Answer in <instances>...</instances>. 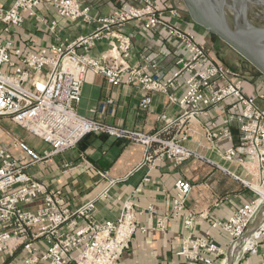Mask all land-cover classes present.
Instances as JSON below:
<instances>
[{"label":"built area","instance_id":"2783aa9c","mask_svg":"<svg viewBox=\"0 0 264 264\" xmlns=\"http://www.w3.org/2000/svg\"><path fill=\"white\" fill-rule=\"evenodd\" d=\"M10 1L7 7L0 5V118L11 119L49 149L39 153L16 136L11 138V144L17 154L0 147V258L22 251L24 256L19 264H119L122 255L131 248L135 233L144 230L139 226L136 205L131 201L123 203L115 221L96 218V201L105 197L108 189L99 197L71 208L60 192L51 190L29 173L30 168L43 160L75 148L87 134H106L112 139L143 145V164L152 161L154 143L162 145L159 156L177 162L196 154L172 139L163 140L156 134L81 116L77 106L89 70L103 75L114 87L123 83L140 87L147 94L140 101L143 109L152 103V93L182 90L180 97L172 93L169 100L179 106L181 121L188 124L201 123L203 115L220 105H231L233 114L225 119L222 130H216L218 124L212 120L211 128L205 131L210 141H219L230 137L229 121L236 124L239 144L225 150L222 159L227 163L237 162L256 180L233 175L256 197L226 221L211 223V228L221 229L233 245L238 243L264 207L260 192L253 188L256 183L264 189V109L256 104L257 99L264 100V91L247 95L243 91L242 76L216 62L194 32L182 30L168 21L165 18L168 10L154 0L124 2L108 15L91 14V9L81 0ZM42 5L55 7L60 18L71 22L83 20L95 28L68 44H52L36 52H24L3 39L11 27L22 26L26 16L39 20L54 34L58 22L37 15ZM169 12L172 16L178 15L175 9ZM132 22L147 31L162 27L175 42L182 56L170 77L148 74L149 67L157 66L148 57L143 64H130L133 41L122 29ZM104 36L109 37L110 49L101 58H95L91 55L94 44ZM112 103V99L107 100V104ZM162 119L166 120L167 116L163 115ZM182 140H186V136ZM216 166L227 171L223 165ZM254 167L259 173L251 170ZM64 168H69V164ZM175 188L173 218L184 209L192 185L179 179ZM39 201H42L41 206L33 207ZM192 220L191 216L186 220L187 227H191ZM165 221L166 218H160L156 228L165 230ZM255 247L248 251L255 252ZM178 255L188 257L190 264H223L225 250L213 240L209 230L203 237L188 238Z\"/></svg>","mask_w":264,"mask_h":264},{"label":"crops","instance_id":"0c3cea01","mask_svg":"<svg viewBox=\"0 0 264 264\" xmlns=\"http://www.w3.org/2000/svg\"><path fill=\"white\" fill-rule=\"evenodd\" d=\"M154 1L168 10L165 12L168 21L182 30L194 32L216 62L234 69L242 76L243 91L247 95L264 91V78L237 52L193 22L188 17L182 0ZM81 2L91 9L93 15H108L124 2L134 3L133 0ZM7 4L8 0H0V5L7 7ZM171 9L177 10L178 15L172 16L169 12ZM37 15L58 22L54 34L39 20L24 14L26 19L22 26L11 27L3 39L24 52H36L52 44H68L95 28V25L83 20L71 22L60 18L55 7L50 5H42ZM122 33L129 35L133 41L130 64H143L148 57L157 64L156 68L147 69L148 74L170 77L177 70V60L182 53L162 27L147 31L142 25L132 22L122 29ZM109 49V37H105L96 41L91 55L101 58ZM172 93L180 97L183 91L152 93V103L143 109L140 101L147 94L140 87L128 83L114 87L103 75L89 70L85 76L77 112L108 125L156 134L163 140L172 139L196 153L190 158L177 162L161 157L158 153L162 145L154 143L151 148L152 161L143 164V145L112 139L106 134L90 133L75 148L43 160L30 168L29 173L51 190L60 192L71 208L99 197L108 189L106 196L96 201L95 216L99 221H115L125 201L136 205L137 221L144 230L135 233L131 248L122 255L119 264H190L189 258L178 255V252L185 246L188 238L203 237L209 230L213 240L225 250L223 264H264V229L257 240L256 251L251 253L244 251L241 243L233 245L221 229L211 228L213 221H226L233 212L256 197L253 191L233 175L250 181L254 180L253 176L237 162L227 163L222 159L225 150L239 144L236 124L229 121L230 137L212 142L206 135L205 128H211L212 120H216V130L220 131L225 119L231 117L234 110L230 104L220 105L203 115L201 123H184L181 121L179 106L169 100ZM109 99L113 100L112 104H107ZM256 104L264 109V100L257 99ZM163 115L167 116L166 120L162 119ZM13 136L23 139L39 153L43 154L49 149L42 140L29 135L11 119L1 117L0 147L17 154L11 144ZM184 136L186 140H182ZM66 163L69 164L67 169L64 168ZM216 164L223 165L227 171L218 169ZM251 170L259 173L257 167ZM179 179L188 181L192 185V191L184 209L173 218L172 202L176 194L175 184ZM41 203L39 201L33 207L37 208ZM190 216L193 218L192 225L187 227L186 220ZM160 218H166V228L163 231L156 228ZM259 218H264V207L256 220ZM23 256L22 251L16 252L14 256L5 254L0 258V264H19Z\"/></svg>","mask_w":264,"mask_h":264},{"label":"water","instance_id":"95a60500","mask_svg":"<svg viewBox=\"0 0 264 264\" xmlns=\"http://www.w3.org/2000/svg\"><path fill=\"white\" fill-rule=\"evenodd\" d=\"M188 17L237 52L264 78V28L248 17L264 0H182Z\"/></svg>","mask_w":264,"mask_h":264},{"label":"bare ground","instance_id":"6f19581e","mask_svg":"<svg viewBox=\"0 0 264 264\" xmlns=\"http://www.w3.org/2000/svg\"><path fill=\"white\" fill-rule=\"evenodd\" d=\"M261 44H264V41L261 42ZM253 188L258 190L261 194V200L264 202V189L261 188L258 184L253 183ZM255 221V220H254ZM254 228V229H252ZM264 229V218L257 219L254 223V225H251L247 231V233L244 235V237L235 245H238L241 243L242 248L245 250H249L253 248L257 244V240L259 238V232L260 230Z\"/></svg>","mask_w":264,"mask_h":264},{"label":"rangeland","instance_id":"374dc122","mask_svg":"<svg viewBox=\"0 0 264 264\" xmlns=\"http://www.w3.org/2000/svg\"><path fill=\"white\" fill-rule=\"evenodd\" d=\"M11 4V1L8 0V6ZM248 17L249 20L256 25L257 27L264 28V6L258 5V6H250V9L248 11ZM256 220V219H255ZM255 223V221H253ZM252 222L251 225H254ZM250 225V226H251Z\"/></svg>","mask_w":264,"mask_h":264},{"label":"trees","instance_id":"16d2710c","mask_svg":"<svg viewBox=\"0 0 264 264\" xmlns=\"http://www.w3.org/2000/svg\"><path fill=\"white\" fill-rule=\"evenodd\" d=\"M239 136V133H236V137H238ZM239 141L237 140V143H238Z\"/></svg>","mask_w":264,"mask_h":264}]
</instances>
